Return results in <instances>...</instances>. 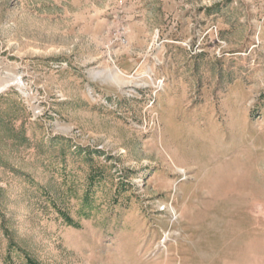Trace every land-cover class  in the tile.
<instances>
[{
  "label": "rangeland",
  "instance_id": "obj_1",
  "mask_svg": "<svg viewBox=\"0 0 264 264\" xmlns=\"http://www.w3.org/2000/svg\"><path fill=\"white\" fill-rule=\"evenodd\" d=\"M0 264H264V0H0Z\"/></svg>",
  "mask_w": 264,
  "mask_h": 264
},
{
  "label": "bare ground",
  "instance_id": "obj_2",
  "mask_svg": "<svg viewBox=\"0 0 264 264\" xmlns=\"http://www.w3.org/2000/svg\"><path fill=\"white\" fill-rule=\"evenodd\" d=\"M102 73H103L102 71L98 72V74H102ZM107 78L118 83V84H122L124 82L118 77V75L116 73H109Z\"/></svg>",
  "mask_w": 264,
  "mask_h": 264
},
{
  "label": "crops",
  "instance_id": "obj_3",
  "mask_svg": "<svg viewBox=\"0 0 264 264\" xmlns=\"http://www.w3.org/2000/svg\"><path fill=\"white\" fill-rule=\"evenodd\" d=\"M240 247H241L240 243H237V242H236L234 245H229V246H228V248H229L230 250H232V249H240ZM250 248L252 249V248H254V246L251 245Z\"/></svg>",
  "mask_w": 264,
  "mask_h": 264
}]
</instances>
